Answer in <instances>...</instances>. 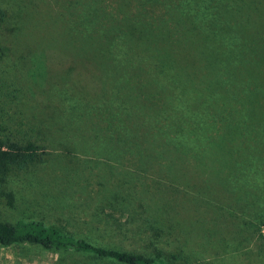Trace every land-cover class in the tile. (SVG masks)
Masks as SVG:
<instances>
[{
  "label": "rangeland",
  "instance_id": "374dc122",
  "mask_svg": "<svg viewBox=\"0 0 264 264\" xmlns=\"http://www.w3.org/2000/svg\"><path fill=\"white\" fill-rule=\"evenodd\" d=\"M0 9V136L43 147L39 161L8 176L4 188L15 202L0 196V221H41L96 245L160 252L157 264H264V126L250 139V128L227 130L228 139L205 151L162 135L135 155L121 151L129 144L115 140L124 117L118 81L107 73L111 57L104 76L97 69L92 77L83 56L64 49L70 33L83 32L74 15L80 7L0 0ZM182 49L179 56L195 61L194 50ZM244 65L264 68L260 59ZM241 132L247 139L237 141ZM0 264L124 263L17 243L0 245Z\"/></svg>",
  "mask_w": 264,
  "mask_h": 264
},
{
  "label": "trees",
  "instance_id": "16d2710c",
  "mask_svg": "<svg viewBox=\"0 0 264 264\" xmlns=\"http://www.w3.org/2000/svg\"><path fill=\"white\" fill-rule=\"evenodd\" d=\"M68 2L80 7L74 15L83 23V32L70 33L61 46L83 56L85 74L100 69L103 75L108 58L113 61L107 73L118 81L119 114L124 117L123 129L114 135L118 143L129 144L121 151L135 155L146 142L160 139L158 135L168 144L205 151L216 140L228 139L227 130L233 134L250 128L248 139L261 134L264 68L248 71L244 64L264 62V0ZM0 14L3 17L5 11L0 9ZM82 41L83 45L77 44ZM184 47L196 52L195 61L179 56ZM259 50L263 53L255 57ZM116 53L121 60L111 56ZM202 59L208 61L206 68L209 65L204 76ZM94 60H101V68ZM256 73L261 81L255 79ZM252 81L257 84L254 89ZM245 138L241 132L237 141ZM42 153L43 147L35 141L0 136V196L9 207L14 206L15 194L4 188L8 176L39 161ZM17 243L73 250L124 264H157L160 255L96 245L41 221H0V245Z\"/></svg>",
  "mask_w": 264,
  "mask_h": 264
}]
</instances>
